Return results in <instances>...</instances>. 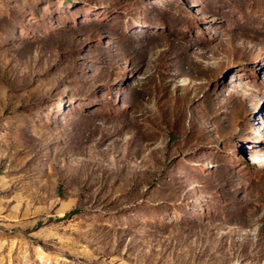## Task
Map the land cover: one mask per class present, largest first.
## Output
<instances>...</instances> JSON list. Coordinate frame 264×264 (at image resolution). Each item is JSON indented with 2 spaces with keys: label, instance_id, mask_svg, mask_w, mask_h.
I'll return each instance as SVG.
<instances>
[{
  "label": "rangeland",
  "instance_id": "374dc122",
  "mask_svg": "<svg viewBox=\"0 0 264 264\" xmlns=\"http://www.w3.org/2000/svg\"><path fill=\"white\" fill-rule=\"evenodd\" d=\"M0 264H264V0H0Z\"/></svg>",
  "mask_w": 264,
  "mask_h": 264
}]
</instances>
